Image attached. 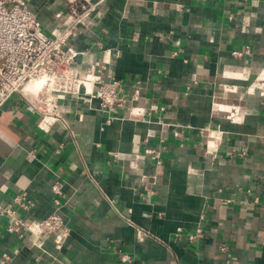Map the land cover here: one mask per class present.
<instances>
[{
    "label": "crops",
    "instance_id": "crops-1",
    "mask_svg": "<svg viewBox=\"0 0 264 264\" xmlns=\"http://www.w3.org/2000/svg\"><path fill=\"white\" fill-rule=\"evenodd\" d=\"M88 1L96 10L66 44L74 67L120 81L126 103L67 97L49 132L23 94L0 109V206L32 201L23 237L0 220V256L264 264V0ZM26 2L47 37L63 29L71 0ZM55 198L68 235L35 236Z\"/></svg>",
    "mask_w": 264,
    "mask_h": 264
},
{
    "label": "built area",
    "instance_id": "built-area-1",
    "mask_svg": "<svg viewBox=\"0 0 264 264\" xmlns=\"http://www.w3.org/2000/svg\"><path fill=\"white\" fill-rule=\"evenodd\" d=\"M96 5L88 0H71L67 20L63 29L54 37H47L42 31L38 15L32 11L26 0H0V109L16 94H23L31 103L34 111L40 115L38 126L49 132L54 122L60 117L59 101L67 97L85 96L92 101L98 99L101 108L113 109L124 107L126 101L120 95V81L103 80L90 72L81 75L74 67L79 53L67 47V42L80 25L90 18ZM235 56H242L236 52ZM44 80L42 90L28 91L33 83ZM264 96V82L260 86ZM139 99L136 90L132 101ZM227 119L239 117V109L231 108ZM52 190L62 194V185L54 183ZM55 212L49 217L34 223V235L62 233L67 236L64 219L60 214V201L55 198ZM32 201L26 194L15 197L8 207L0 206V220L6 219L7 232L19 237L29 231L25 220L18 216V211H29ZM202 237V229L189 236L191 241ZM122 262H132L130 255L120 256ZM11 257L0 256V263L7 264Z\"/></svg>",
    "mask_w": 264,
    "mask_h": 264
},
{
    "label": "bare ground",
    "instance_id": "bare-ground-1",
    "mask_svg": "<svg viewBox=\"0 0 264 264\" xmlns=\"http://www.w3.org/2000/svg\"><path fill=\"white\" fill-rule=\"evenodd\" d=\"M44 83H45L44 80L37 81V82L33 83L32 86L29 87L28 91L37 92L39 90H42Z\"/></svg>",
    "mask_w": 264,
    "mask_h": 264
}]
</instances>
